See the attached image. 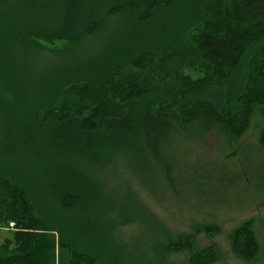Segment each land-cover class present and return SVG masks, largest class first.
<instances>
[{
    "label": "trees",
    "instance_id": "1",
    "mask_svg": "<svg viewBox=\"0 0 264 264\" xmlns=\"http://www.w3.org/2000/svg\"><path fill=\"white\" fill-rule=\"evenodd\" d=\"M99 5L105 18L134 23L162 8L182 5L184 13L163 36L103 46L85 70L54 64L36 77L32 57L46 48L42 41L87 45L104 24ZM190 27L197 33L187 37ZM151 49L165 74L161 86L139 76L121 81L123 63L151 58L152 67ZM200 62L202 76L185 72ZM78 81L91 89L87 96L71 91ZM0 84L10 92L0 99V229L10 221L16 228L0 243V264H137L113 234V214L104 210L112 200L97 171L118 154L160 161L167 143L190 130L216 132L233 147L255 113L264 150V0H0ZM250 224L232 235L246 261L259 250ZM182 236L163 249L188 250L189 264L218 258L217 247L194 251Z\"/></svg>",
    "mask_w": 264,
    "mask_h": 264
},
{
    "label": "rangeland",
    "instance_id": "2",
    "mask_svg": "<svg viewBox=\"0 0 264 264\" xmlns=\"http://www.w3.org/2000/svg\"><path fill=\"white\" fill-rule=\"evenodd\" d=\"M81 7L89 8L83 4L78 8ZM97 7L100 12L97 15H102L104 24L87 45L42 41L46 48L32 57L36 77L54 64L66 66V72L79 66L85 70L103 46L113 50L128 42L141 43L156 34L163 36L165 25L184 13L182 5L170 10L162 8L147 21L134 23L125 15L105 18L104 5ZM195 33L197 29L190 27L186 35ZM186 43L183 40L182 46ZM176 46L180 47L172 48ZM150 52L152 67L148 65L150 61L145 63L151 58L140 57L139 65L123 63L119 68L121 81H126L125 76H139L147 79V85L161 86L165 74L155 63L159 52L152 49ZM200 63L184 68L185 72L192 77L202 76L204 65ZM95 64L97 61H92ZM130 85L128 80L125 92L130 91ZM85 86L84 81H78L70 88L77 95L87 96L91 89ZM3 98L9 99L10 92L0 84V99ZM258 118L255 113L250 128L233 147L216 132L201 137L199 131L190 130L167 143L160 161L141 163L134 156L118 154L108 169L97 171L103 193L112 200L104 210L113 214V234L117 233L116 240L137 257V264H189L188 250L163 249L182 235L191 237L194 251L217 247L218 258L209 264H264V150L258 142ZM116 210H120L123 218H118ZM248 221L259 244L251 261L238 257L232 249L234 229ZM9 223L0 229V243L13 237L15 223L12 226Z\"/></svg>",
    "mask_w": 264,
    "mask_h": 264
},
{
    "label": "built area",
    "instance_id": "3",
    "mask_svg": "<svg viewBox=\"0 0 264 264\" xmlns=\"http://www.w3.org/2000/svg\"><path fill=\"white\" fill-rule=\"evenodd\" d=\"M12 225H13V222H10V223H9V226H12Z\"/></svg>",
    "mask_w": 264,
    "mask_h": 264
}]
</instances>
